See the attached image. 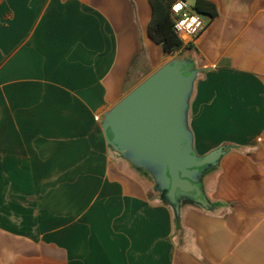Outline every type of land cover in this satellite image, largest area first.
<instances>
[{
  "label": "crops",
  "instance_id": "0c3cea01",
  "mask_svg": "<svg viewBox=\"0 0 264 264\" xmlns=\"http://www.w3.org/2000/svg\"><path fill=\"white\" fill-rule=\"evenodd\" d=\"M207 1L188 121L226 152L176 217L100 123L170 58L149 0H0V264H264V0Z\"/></svg>",
  "mask_w": 264,
  "mask_h": 264
},
{
  "label": "water",
  "instance_id": "95a60500",
  "mask_svg": "<svg viewBox=\"0 0 264 264\" xmlns=\"http://www.w3.org/2000/svg\"><path fill=\"white\" fill-rule=\"evenodd\" d=\"M199 70L194 61L174 57L145 78L101 117L106 144L137 170L147 172L180 216L182 204L210 205L202 178L226 152L200 156L194 149L189 108Z\"/></svg>",
  "mask_w": 264,
  "mask_h": 264
},
{
  "label": "trees",
  "instance_id": "16d2710c",
  "mask_svg": "<svg viewBox=\"0 0 264 264\" xmlns=\"http://www.w3.org/2000/svg\"><path fill=\"white\" fill-rule=\"evenodd\" d=\"M177 1L178 0H149L152 8V17L148 26V36L155 44L162 48V52L166 57H181L193 60V45L191 43H184L174 30L171 8ZM190 11L196 15L208 17L209 20H213L217 16L215 5L207 0H195ZM135 170L141 176L153 181L151 176L144 170ZM153 193L156 197L160 198L174 209L162 193H157L155 191ZM210 205L215 206L217 204L210 203ZM195 206L200 208L198 205Z\"/></svg>",
  "mask_w": 264,
  "mask_h": 264
},
{
  "label": "built area",
  "instance_id": "2783aa9c",
  "mask_svg": "<svg viewBox=\"0 0 264 264\" xmlns=\"http://www.w3.org/2000/svg\"><path fill=\"white\" fill-rule=\"evenodd\" d=\"M171 15L174 20V30L183 42L187 41L190 37H197L205 28L203 22L196 14L190 11L183 0H178L172 6ZM193 18H197L198 22L194 23Z\"/></svg>",
  "mask_w": 264,
  "mask_h": 264
},
{
  "label": "rangeland",
  "instance_id": "374dc122",
  "mask_svg": "<svg viewBox=\"0 0 264 264\" xmlns=\"http://www.w3.org/2000/svg\"><path fill=\"white\" fill-rule=\"evenodd\" d=\"M185 1H186L187 5L189 6V9H190V8H191V1H192V0H185ZM172 58H174V57L167 58L166 61H167V60L169 61V60L172 59ZM144 79H145V78H144ZM203 178H204V177H203ZM203 178H202V181H203ZM152 193H153V192H152ZM153 194H154V193H153Z\"/></svg>",
  "mask_w": 264,
  "mask_h": 264
},
{
  "label": "clouds",
  "instance_id": "9594fccd",
  "mask_svg": "<svg viewBox=\"0 0 264 264\" xmlns=\"http://www.w3.org/2000/svg\"><path fill=\"white\" fill-rule=\"evenodd\" d=\"M193 22H194V23H195V22H198V21H197V18H193Z\"/></svg>",
  "mask_w": 264,
  "mask_h": 264
},
{
  "label": "snow or ice",
  "instance_id": "6c2138e0",
  "mask_svg": "<svg viewBox=\"0 0 264 264\" xmlns=\"http://www.w3.org/2000/svg\"><path fill=\"white\" fill-rule=\"evenodd\" d=\"M179 7V6H178Z\"/></svg>",
  "mask_w": 264,
  "mask_h": 264
}]
</instances>
